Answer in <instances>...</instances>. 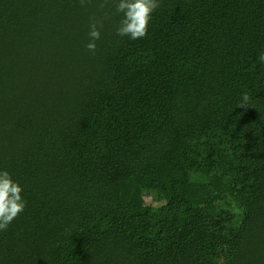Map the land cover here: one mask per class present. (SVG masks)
Listing matches in <instances>:
<instances>
[{"label":"trees","instance_id":"1","mask_svg":"<svg viewBox=\"0 0 264 264\" xmlns=\"http://www.w3.org/2000/svg\"><path fill=\"white\" fill-rule=\"evenodd\" d=\"M101 2L0 0V264H264V0Z\"/></svg>","mask_w":264,"mask_h":264},{"label":"clouds","instance_id":"2","mask_svg":"<svg viewBox=\"0 0 264 264\" xmlns=\"http://www.w3.org/2000/svg\"><path fill=\"white\" fill-rule=\"evenodd\" d=\"M91 0H80V6L85 7ZM115 3V11L122 14V19L116 30L118 36H128L132 40L144 38L152 13L160 6L158 0H102L100 8ZM103 27L101 19H93L89 25L90 42L87 50L95 55L96 41L100 39L99 29ZM264 61V55L260 57ZM250 96L244 93L239 108L249 107ZM22 187L12 180L7 171H0V231H6L9 225L24 211L26 201L22 196Z\"/></svg>","mask_w":264,"mask_h":264},{"label":"rangeland","instance_id":"3","mask_svg":"<svg viewBox=\"0 0 264 264\" xmlns=\"http://www.w3.org/2000/svg\"><path fill=\"white\" fill-rule=\"evenodd\" d=\"M144 205H152L149 197H143ZM56 208L52 203L26 204L24 211L18 217H31L40 215H54Z\"/></svg>","mask_w":264,"mask_h":264}]
</instances>
